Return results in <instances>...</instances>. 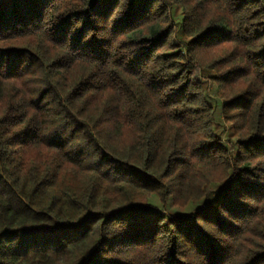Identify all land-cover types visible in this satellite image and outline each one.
<instances>
[{
  "label": "trees",
  "instance_id": "16d2710c",
  "mask_svg": "<svg viewBox=\"0 0 264 264\" xmlns=\"http://www.w3.org/2000/svg\"><path fill=\"white\" fill-rule=\"evenodd\" d=\"M0 264H264V0H0Z\"/></svg>",
  "mask_w": 264,
  "mask_h": 264
}]
</instances>
